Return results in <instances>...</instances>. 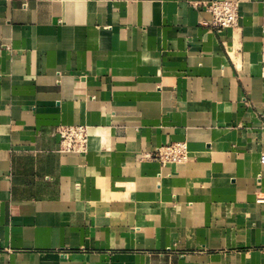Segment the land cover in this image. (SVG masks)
I'll list each match as a JSON object with an SVG mask.
<instances>
[{
    "label": "crops",
    "instance_id": "0c3cea01",
    "mask_svg": "<svg viewBox=\"0 0 264 264\" xmlns=\"http://www.w3.org/2000/svg\"><path fill=\"white\" fill-rule=\"evenodd\" d=\"M206 1L0 0V264H264V0Z\"/></svg>",
    "mask_w": 264,
    "mask_h": 264
},
{
    "label": "built area",
    "instance_id": "2783aa9c",
    "mask_svg": "<svg viewBox=\"0 0 264 264\" xmlns=\"http://www.w3.org/2000/svg\"><path fill=\"white\" fill-rule=\"evenodd\" d=\"M201 10L207 12L208 18L202 25L217 31L237 27L239 22L238 0H209L196 3ZM52 135L58 139L59 148L63 152H85L88 143V129L80 125H58L53 128ZM151 158L160 164H180L189 159L185 141L171 142L155 148ZM259 162L264 165V153ZM256 202L264 204V194L257 196Z\"/></svg>",
    "mask_w": 264,
    "mask_h": 264
}]
</instances>
